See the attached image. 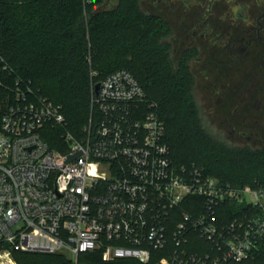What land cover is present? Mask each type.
<instances>
[{"label":"built area","instance_id":"obj_1","mask_svg":"<svg viewBox=\"0 0 264 264\" xmlns=\"http://www.w3.org/2000/svg\"><path fill=\"white\" fill-rule=\"evenodd\" d=\"M12 94L0 106V264H16L14 252L68 264H228L264 253V187L176 165L165 122L130 72L98 92L92 84L80 136L28 85ZM49 127L62 130L54 148Z\"/></svg>","mask_w":264,"mask_h":264},{"label":"trees","instance_id":"obj_2","mask_svg":"<svg viewBox=\"0 0 264 264\" xmlns=\"http://www.w3.org/2000/svg\"><path fill=\"white\" fill-rule=\"evenodd\" d=\"M145 1L0 0V106L28 85L60 106L67 130L80 136L90 123L92 84L126 70L164 120L176 165L197 164L236 187H264V150L231 147L205 132L188 65L171 58V25L144 12ZM48 129L45 140L57 147L62 130ZM13 259L68 264L60 255L14 252ZM228 264H264V253Z\"/></svg>","mask_w":264,"mask_h":264},{"label":"flooded vegetation","instance_id":"obj_3","mask_svg":"<svg viewBox=\"0 0 264 264\" xmlns=\"http://www.w3.org/2000/svg\"><path fill=\"white\" fill-rule=\"evenodd\" d=\"M182 7L191 12L179 27L175 62L186 63L193 76L201 122L220 143L264 150V0H198ZM172 37L173 30L171 47Z\"/></svg>","mask_w":264,"mask_h":264},{"label":"rangeland","instance_id":"obj_4","mask_svg":"<svg viewBox=\"0 0 264 264\" xmlns=\"http://www.w3.org/2000/svg\"><path fill=\"white\" fill-rule=\"evenodd\" d=\"M117 3L118 0H107L106 6L113 7ZM187 3L189 6H195L198 3V0H146L144 3H142V9L144 12L162 17L171 25V27H173V37L171 39L173 40L171 58L174 62L179 56V40H181V37L178 33L179 27H185V25L189 22L187 15H189L191 11L186 7H182ZM202 126L205 132L211 136L208 124L206 122H202Z\"/></svg>","mask_w":264,"mask_h":264},{"label":"water","instance_id":"obj_5","mask_svg":"<svg viewBox=\"0 0 264 264\" xmlns=\"http://www.w3.org/2000/svg\"><path fill=\"white\" fill-rule=\"evenodd\" d=\"M99 88H100V84H97V85H96V92H98ZM79 155H80V153L77 154L76 156H71V157H69V160H73L74 158H76V157L79 156Z\"/></svg>","mask_w":264,"mask_h":264}]
</instances>
